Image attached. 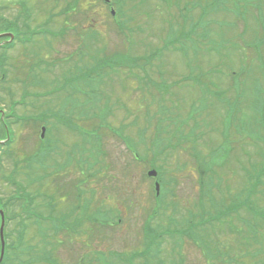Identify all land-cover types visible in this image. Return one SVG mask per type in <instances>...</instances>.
Segmentation results:
<instances>
[{"label": "rangeland", "instance_id": "374dc122", "mask_svg": "<svg viewBox=\"0 0 264 264\" xmlns=\"http://www.w3.org/2000/svg\"><path fill=\"white\" fill-rule=\"evenodd\" d=\"M112 1L124 23L118 31L103 0H0L7 22L17 16L20 28L24 22L48 28L21 50L34 53L31 83L12 82L10 67L0 79V108L8 114L11 101H25L13 110L31 118L13 124L10 113L5 121L15 142L0 153L8 235L2 264H264V115L255 101L264 98V0ZM187 22H193L189 29ZM62 28L67 35L52 37L49 29ZM169 38L179 40L178 51L170 46L160 57L167 74L150 71L154 77L147 78L133 68L134 76L126 77L129 48L144 55ZM122 50L127 54L111 69ZM68 54L78 71L64 77ZM157 145L168 148L158 159L163 169L156 170L162 176L173 170L174 177H166L178 182L176 201L163 198L161 188L165 208L158 212L142 175ZM200 167L206 175L198 179ZM22 188L34 195L33 204ZM96 206L106 214L112 208L114 220L120 209L127 216L95 232ZM33 209L45 219L31 215ZM145 218L157 231L174 224L188 229L163 233L161 248L146 249ZM147 250L151 257L127 259ZM39 254L50 259L43 262Z\"/></svg>", "mask_w": 264, "mask_h": 264}, {"label": "flooded vegetation", "instance_id": "af4514ba", "mask_svg": "<svg viewBox=\"0 0 264 264\" xmlns=\"http://www.w3.org/2000/svg\"><path fill=\"white\" fill-rule=\"evenodd\" d=\"M7 18L0 10V79L2 80L5 75L7 67L12 68L9 71V78H12V82L19 81L20 79L29 81L33 75V63L29 62L34 56V53L21 52L22 49L27 50L31 46L28 42H20V34L24 33L27 28H20L18 17L12 18V22H7ZM17 49L14 53L13 49ZM23 59V60H22ZM26 70H28L29 76L26 78ZM11 112L9 111L8 114ZM5 109L0 108V153L8 152L12 148V144L15 142L13 128L5 122L8 118ZM13 114V113H11ZM14 116V114H13ZM13 124H16L14 117Z\"/></svg>", "mask_w": 264, "mask_h": 264}, {"label": "trees", "instance_id": "16d2710c", "mask_svg": "<svg viewBox=\"0 0 264 264\" xmlns=\"http://www.w3.org/2000/svg\"><path fill=\"white\" fill-rule=\"evenodd\" d=\"M229 3H230V1H229ZM230 8H232V6L231 7H229V6L226 7V9H230ZM263 40L260 41V43H259L260 46L264 44ZM155 48L157 50L155 51V53H150V56L142 57V55L140 54V56L137 55L135 57H137V58L139 57V60H138L139 62H140V60L153 59V62L150 64L149 67H147V69H146L145 64H143V69H144L145 74H146L147 77L150 76L149 72L151 71V72H154L156 75H158L159 78H160L159 74L163 75L164 73H166L165 69L163 68V66L161 64L163 61L160 60V57L164 53L165 50H163V44L160 45V46H156V47L152 46V48H150V50H154ZM144 55H146V53H144ZM154 60H156V61H154ZM150 77H154V76L151 75ZM212 81L216 82L214 79ZM231 85H232V88H233L234 84H231ZM260 108H261L260 112L263 110V113H264V102H260ZM154 230L155 229L154 228L152 229L149 225H144L143 226V235H144V237L146 239V245H147L146 249H148V246H150V248H152L154 245L156 246V249H158L157 237H159V234H158V232H155ZM145 251H137V252L131 254V261L134 259V257H137L138 253H139L138 256L151 257L150 251L149 250H147V252H145ZM39 255L42 256V257H40V260H42L43 262H45L46 260L48 261V259H50L49 257H47L48 255H46V254H39Z\"/></svg>", "mask_w": 264, "mask_h": 264}, {"label": "water", "instance_id": "95a60500", "mask_svg": "<svg viewBox=\"0 0 264 264\" xmlns=\"http://www.w3.org/2000/svg\"><path fill=\"white\" fill-rule=\"evenodd\" d=\"M1 215H2V213H1ZM0 239H1V242H2L1 253H0V261H1V258H2V255H3L2 226L0 228Z\"/></svg>", "mask_w": 264, "mask_h": 264}]
</instances>
